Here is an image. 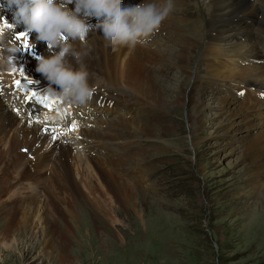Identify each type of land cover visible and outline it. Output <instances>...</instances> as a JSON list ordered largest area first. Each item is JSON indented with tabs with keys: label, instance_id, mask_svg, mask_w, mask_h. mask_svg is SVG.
<instances>
[{
	"label": "rangeland",
	"instance_id": "1",
	"mask_svg": "<svg viewBox=\"0 0 264 264\" xmlns=\"http://www.w3.org/2000/svg\"><path fill=\"white\" fill-rule=\"evenodd\" d=\"M225 3L174 0L165 25L173 42L165 40L163 25L159 27L160 35L153 33L149 40L141 41L146 45L152 38L156 41L152 48L159 61L154 60L149 68L160 80L158 98L163 103L159 109L145 101L138 87L140 82H128L125 88L114 83L121 92L117 97L114 92L109 94L116 98L113 108L107 107L106 114H95L104 119L121 116L125 121H133L128 124L132 129L115 127L114 133L121 137L119 146L131 150H125V161L120 163L125 166L124 171L116 167L113 172H129L128 185L137 190L119 201L111 198L110 212L99 204L100 214L85 190L74 204L76 221L75 217L55 218L61 233L65 229L60 239L46 246L36 245L25 235L23 247L17 250L13 237L0 238V264H264V166H260L259 175L243 153L244 145L264 129V100L238 97L237 83L216 74V68L204 60L211 58L204 49L205 35L213 40L215 35L224 34V26L232 17ZM246 16L247 13L243 14ZM241 18L236 23L243 22ZM236 23L231 24L230 30ZM17 44L19 39H13L3 53L7 59ZM174 47L185 49L183 62ZM219 58L214 56L218 61ZM214 59L224 68H233L229 59ZM240 61L246 62L244 57ZM70 73L81 76L78 70L67 74ZM92 82L97 83V78H92ZM224 97L236 100L237 104L248 105L245 100L255 102L250 104L253 107L260 104L256 116L249 118L253 107L239 109L236 115L227 114L219 104ZM124 103L133 106L128 120L124 118ZM75 110L78 108H72L74 112L68 119L69 127L79 119L96 118L93 110L85 116H76ZM62 132L69 136L67 129ZM106 142L103 151L110 153V149H116L107 148ZM42 146L46 149L48 144ZM80 146L75 147L78 153L83 152ZM261 157L264 159V152ZM42 202L43 198L38 200L39 206ZM34 224L40 240V218H35ZM30 249L26 258L7 256L15 252L18 257Z\"/></svg>",
	"mask_w": 264,
	"mask_h": 264
},
{
	"label": "bare ground",
	"instance_id": "2",
	"mask_svg": "<svg viewBox=\"0 0 264 264\" xmlns=\"http://www.w3.org/2000/svg\"><path fill=\"white\" fill-rule=\"evenodd\" d=\"M42 1L47 6L42 14L33 10L17 22L0 24V58L4 60L0 63V238L13 237L17 250L21 249L25 235H29L36 245L46 246L60 239L65 229L61 233L56 219L68 216L70 220L75 217L76 221L78 216L74 204L85 190L91 195L94 210L100 214L99 204L105 212H110L113 206L111 198L119 201L135 189L128 185V171V174L124 172L127 175L113 172L117 171L116 167L124 171L125 166L120 163L125 161V150H131V147L119 146L120 136L114 133L117 132L115 127L129 128L132 120L125 121L121 116L104 119L96 115L93 120L82 122L69 138L28 115L23 102L33 99L52 104L64 98L76 106L85 107L88 103L94 113L106 114V108H113L116 102V98L109 94L114 92L117 97L121 92L114 83L125 88L128 82H140L138 87L143 95L135 90L157 110L163 103L158 98L160 80L151 74L149 68L154 60L159 61L152 48L155 38L146 45L135 35L126 34L117 12L131 10L137 25L157 36L162 31L165 40L173 42L167 36L169 30L165 25H168L170 14L167 13L173 8L174 0H100L94 6L89 4V0ZM52 1L57 2L55 8H51ZM224 1L229 5L226 8L232 17L224 26V34L216 32L219 35H215L213 40L205 35L207 44L204 49L208 50L211 58L204 60L216 68V74L237 83L238 97L260 99L264 97V0ZM100 10L114 14L112 20L106 21ZM245 13L247 16L243 17ZM240 17L244 21L236 23ZM234 22L236 26L230 30ZM13 39H19V44L13 47L7 59L3 53L12 45ZM175 50L183 62L185 49L174 47ZM171 53L174 52L171 50ZM214 56L220 57L219 61L229 59L233 68H224L214 62ZM243 57L246 62L240 61ZM74 70H78L81 76L67 74ZM92 78H97V83H93ZM8 98L14 99V107L21 114L10 106ZM78 99H81V104ZM180 101L183 104L182 98ZM230 101L224 97L219 102L229 115H236L239 109H251L253 105L250 104H255L247 100L248 105ZM131 105L124 103L125 119L133 112ZM259 105H254L249 118L256 116ZM262 113L264 117V111ZM136 114L135 110L133 118ZM261 124L263 129L264 119ZM134 129L147 132L142 127ZM263 130L243 147L249 165L259 175V168L264 166L261 157L264 152ZM104 141L110 142H106L107 148L112 146L116 149H110V153L103 151ZM43 143L44 147L48 144L46 149ZM77 146L82 148L83 154L78 153ZM121 192L124 195L121 196ZM42 198L39 206L38 200ZM99 217L104 218L102 215ZM35 218L41 220L43 238L40 240L37 239ZM30 252L31 249L18 257L15 252L7 256L26 258Z\"/></svg>",
	"mask_w": 264,
	"mask_h": 264
}]
</instances>
